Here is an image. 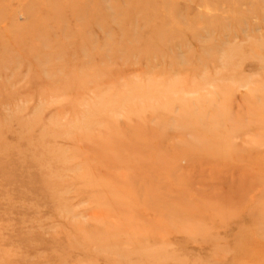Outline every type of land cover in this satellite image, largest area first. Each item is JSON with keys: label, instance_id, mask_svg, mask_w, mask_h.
Masks as SVG:
<instances>
[{"label": "rangeland", "instance_id": "rangeland-1", "mask_svg": "<svg viewBox=\"0 0 264 264\" xmlns=\"http://www.w3.org/2000/svg\"><path fill=\"white\" fill-rule=\"evenodd\" d=\"M0 264H264V0H0Z\"/></svg>", "mask_w": 264, "mask_h": 264}]
</instances>
